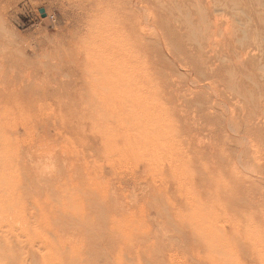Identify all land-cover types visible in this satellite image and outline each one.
<instances>
[{"label":"rangeland","instance_id":"obj_1","mask_svg":"<svg viewBox=\"0 0 264 264\" xmlns=\"http://www.w3.org/2000/svg\"><path fill=\"white\" fill-rule=\"evenodd\" d=\"M0 264H264V0H0Z\"/></svg>","mask_w":264,"mask_h":264},{"label":"water","instance_id":"obj_2","mask_svg":"<svg viewBox=\"0 0 264 264\" xmlns=\"http://www.w3.org/2000/svg\"><path fill=\"white\" fill-rule=\"evenodd\" d=\"M39 11H40V13H41L42 16H45L46 15L43 8H41Z\"/></svg>","mask_w":264,"mask_h":264}]
</instances>
